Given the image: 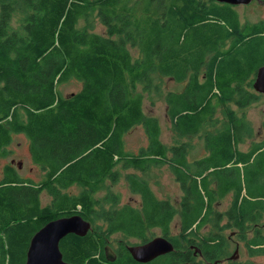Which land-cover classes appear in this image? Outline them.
<instances>
[{
	"label": "trees",
	"instance_id": "trees-1",
	"mask_svg": "<svg viewBox=\"0 0 264 264\" xmlns=\"http://www.w3.org/2000/svg\"><path fill=\"white\" fill-rule=\"evenodd\" d=\"M221 15L238 30L237 12L216 0H0V157L9 154L14 134L23 133L33 161L46 171L40 182L21 176L13 163L0 174V264H25L32 236L49 221L75 214L92 228L61 240L64 259L74 264H141L123 241L113 263L105 248L119 231L147 242L153 228H161L176 250L147 264H175L188 256L178 251L183 238L212 220L219 229L222 214L211 218L212 210L205 211L208 157L199 160L194 175L183 171L190 143L165 144L161 123L146 114L144 100L150 94L165 98L174 131L183 137L208 125L216 112L214 92L224 100L235 91L247 93L240 84L256 70L247 72V62L224 69L218 63L232 33L218 21ZM167 79L185 84L183 90H166ZM72 80L82 86L65 94L62 86ZM138 125L144 126L148 144L134 153L125 136ZM225 129L219 130L220 142L227 138ZM221 144L213 148L215 163L228 161ZM156 164L169 165L185 193L191 179L196 198L186 194L178 210L137 172L126 179L143 198L141 210L117 207L113 193L97 198L124 170L145 172ZM73 185L81 191L70 193ZM43 191L53 196L51 204L43 205ZM210 200L212 205L215 199L209 205ZM106 202L112 208L106 209ZM232 213L239 217L237 208ZM178 214L181 240L170 230ZM212 235L204 242L219 236ZM257 252L264 253V246L250 248L252 256Z\"/></svg>",
	"mask_w": 264,
	"mask_h": 264
},
{
	"label": "rangeland",
	"instance_id": "rangeland-1",
	"mask_svg": "<svg viewBox=\"0 0 264 264\" xmlns=\"http://www.w3.org/2000/svg\"><path fill=\"white\" fill-rule=\"evenodd\" d=\"M140 0H129L130 4L136 3ZM126 2L129 4L128 0ZM223 3V2H219ZM228 5L237 12L238 14V30H235L234 25L232 23V19L221 15L219 17V22L223 25V28L226 30L227 34H230L229 38H226L225 45L229 44V46H224L222 51V58L219 60L220 68L222 69L232 66L237 62H241L245 64L247 62L246 71H254L258 70L263 64L264 60V39H261L264 36H258V30L264 29V0H253L248 4H240V5H231L228 3H223ZM218 22V23H219ZM256 24L255 26H253ZM98 29L103 31V27L99 26ZM240 35V38L238 37ZM238 40V42H236ZM225 41V40H224ZM232 42H234L232 44ZM133 54L138 53L136 48H132ZM166 90H174V91H182L185 84L177 83L173 80L167 79L166 82ZM81 83L76 82L74 80L65 83L62 86V90L65 94H70L72 92L78 91L81 87ZM232 98L234 95L231 96ZM231 97L229 99H231ZM230 108L233 106L232 104L226 105L222 102L216 103L217 112L214 114L211 113L207 118L206 127L201 128L199 134H194L192 136H179L178 133L174 131L173 124L175 120L170 117L168 113V105L165 101V98H160L158 96L152 97L151 94L147 96L144 100V110L147 115L155 116L159 119L162 126V141L167 145H177L179 148L184 146L182 142H189V146H187V150L189 152V158L191 159L189 165L183 166L182 170L190 175H194L196 170H199L200 161L203 158L205 159V163L203 167H208L206 173H212L215 175H219L221 172L219 171V167L226 162L220 161L215 163L212 160L214 157L213 148H218L220 143L223 144L224 149L229 148L227 144H234L236 141L239 142V133L236 135L237 139L234 137H229L220 142L219 130L220 128L230 127L233 128L236 125H240L241 118L236 117L234 119L235 124H233L232 116H228V114L224 113L223 110L226 108ZM227 106V107H225ZM232 109V108H231ZM200 115H204V111L200 113ZM234 115V114H233ZM239 115L245 116L243 118V126L249 129V132H252V129H257L264 122V95L261 94V100L259 102L252 104L245 111H240ZM247 118V119H246ZM232 124L234 126H232ZM218 132V133H217ZM264 136H261L259 139H263ZM127 149L138 153L143 146L148 144V135L146 134V130L143 125H138L131 132L126 134L125 136ZM251 141H255V135L251 136V139L248 141L243 139L241 142H246L249 144ZM221 144V145H222ZM232 147V145H231ZM9 154L5 157H0V174L3 173V170L7 164L13 163V165L18 169V172L24 178H31L36 182H40L44 179L46 171L43 170L40 166H38L32 159L30 153V145L29 139L23 133L14 134L13 140L9 145ZM195 159V160H192ZM215 167V168H214ZM137 172L142 176L147 182L150 184L152 191L156 193L157 197L164 200H170L174 207L179 210L181 207L184 197L190 195L191 198H196V196L192 193L191 187V179L186 183V193L183 190L181 182H179L176 178V175L172 171L169 165H153L147 171L140 172L135 169H128L123 171V175L116 182H108V189L103 190L97 194V198H103L106 194H116L119 197L118 203L116 206L121 207L123 205H130L136 209L141 210L142 205H144L143 198L139 193H135L132 191L130 183L126 179L127 173ZM189 179V178H188ZM207 183V177L205 178ZM210 182L214 181L217 183L215 187L209 188V184H203L202 189L205 191V202L207 207L209 199L218 193H221L223 186L228 185L227 183H218L215 182L217 179L214 175H211L208 179ZM199 185H202V180L198 179ZM241 180H236L235 183L229 184L234 190H237L241 185ZM214 190V193L212 192ZM70 193L77 194L81 191L79 185H73L68 189ZM264 194V192L262 193ZM40 199L43 205L51 204L53 201V196L47 192L43 191L40 195ZM231 199H220L222 201L221 208H224L227 203L230 202ZM211 200L209 210L211 211ZM191 205V204H190ZM106 209L112 208V204L110 202H106ZM192 206V205H191ZM180 214H178L175 219L171 223V233L174 236H179L180 232ZM225 221H221L219 224H224ZM101 225L105 226L104 221H100ZM216 228V227H215ZM213 225L201 224V227L195 230L194 234L191 235L194 238L201 240L202 237L207 235L210 230H213ZM221 231V230H220ZM231 232V229H225L224 236L226 237ZM163 235L161 228H153L149 236H159ZM120 241H123L127 245H135L136 243H140L141 240L127 236L123 232L119 231L111 235L110 244L113 248H118ZM164 260V259H163ZM168 263H171L166 259ZM253 260L254 262L264 264V253H256L255 255L250 254L249 248H243L242 255L239 261L240 264H245L246 261ZM161 264V263H159Z\"/></svg>",
	"mask_w": 264,
	"mask_h": 264
},
{
	"label": "flooded vegetation",
	"instance_id": "flooded-vegetation-1",
	"mask_svg": "<svg viewBox=\"0 0 264 264\" xmlns=\"http://www.w3.org/2000/svg\"><path fill=\"white\" fill-rule=\"evenodd\" d=\"M255 79L256 76L251 80L253 86ZM260 93L264 95V93ZM239 120L241 124L238 126V130L241 138L248 141L251 136L255 135V141H251L249 144L240 142L234 145L233 149L227 148L225 156L228 161L218 166L221 173L215 175L213 174L215 170H213L207 176L209 188L213 189L217 184L208 180L211 175L216 177L215 182L228 184L223 186L221 193L217 195H214V190H212L214 193L212 197L215 200L211 205L212 215L210 216L215 218L217 214H222L221 221L226 219V222L220 224L219 229L215 228L213 220L209 222V225H213L214 228L210 230L213 233L211 238L215 237L216 234L219 236L216 239H209L208 242H204L205 236L201 240L193 236L183 238L181 241L183 248L178 251L188 253V256L175 264H229L240 260L243 248L247 247L250 250V248L264 246V194H262L264 192V138L259 139L264 136V122L259 128L252 129L253 133H251L247 127L241 129L243 120ZM239 179L241 185L237 190H234L229 184L235 183ZM220 199L231 200L224 208H221L222 201ZM235 200H238L236 207ZM209 206L208 204L205 209L206 212L209 211ZM235 208L239 211L238 218L232 213ZM225 229H231L230 234L226 237L224 236ZM154 237L156 236L150 237L149 240ZM143 243L146 242L141 241L136 244ZM120 247L121 245L114 248L116 253ZM150 262L138 263L147 264Z\"/></svg>",
	"mask_w": 264,
	"mask_h": 264
},
{
	"label": "water",
	"instance_id": "water-1",
	"mask_svg": "<svg viewBox=\"0 0 264 264\" xmlns=\"http://www.w3.org/2000/svg\"><path fill=\"white\" fill-rule=\"evenodd\" d=\"M216 1L231 5H240L248 4L253 0ZM254 88L264 93V65L257 71ZM91 228V221L83 218L79 214L63 216L49 221L32 236L27 250L25 264H74L64 259L60 242L71 233L84 236ZM128 250L136 261L150 262L160 256L173 252L175 246L167 237L159 235L146 243L129 245ZM105 251L107 260L114 262L117 258L114 249L108 245Z\"/></svg>",
	"mask_w": 264,
	"mask_h": 264
},
{
	"label": "crops",
	"instance_id": "crops-1",
	"mask_svg": "<svg viewBox=\"0 0 264 264\" xmlns=\"http://www.w3.org/2000/svg\"><path fill=\"white\" fill-rule=\"evenodd\" d=\"M257 34L258 36H264V29H262L261 31L255 33ZM261 39H264V37H262ZM264 62V60H263ZM258 71V70H257ZM256 72H250L248 77L245 79V81L243 83L240 84V87H242L243 90H246L247 93L244 94V95H241L239 93V91H235V94H234V97L231 99H227V100H224L222 99H219L218 97L216 96H221L219 93L217 92H214L212 94V96L210 97L211 101H213V103L216 105L217 102H222V103H225L226 105H228L229 103L232 104L233 106L230 108V105H229V108H226L225 110H223L224 113L228 114V116H232V118H241V120H243V118L245 116H241L239 115L240 111H245L247 108H249L252 104H255L257 102H259V100H261V93L259 91H257L254 86L251 84V80L256 76ZM234 86V84L232 85V87ZM215 95V96H214ZM248 101V103L246 104V102ZM227 107V106H225ZM217 112V110H216ZM215 112V113H216ZM214 113V114H215ZM234 114V115H233ZM247 119V118H246ZM244 124V122H243ZM233 126V125H232ZM245 126L242 125L241 129L244 128ZM222 131L224 130V128H220ZM227 130V138H231V137H234L235 139H237L236 135L239 133V130H238V126H234L233 128H230V127H226ZM218 133V132H217ZM243 139L241 138V136L239 135V142L236 141V143L234 144H227L228 146H230V149H233L234 148V145L240 143ZM232 145V147H231ZM190 159V158H189ZM191 160V159H190ZM192 160H195V159H192Z\"/></svg>",
	"mask_w": 264,
	"mask_h": 264
}]
</instances>
